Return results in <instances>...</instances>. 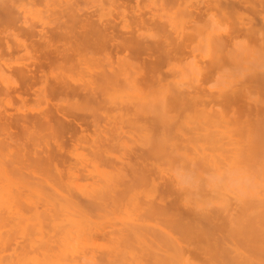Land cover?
Returning a JSON list of instances; mask_svg holds the SVG:
<instances>
[{
  "label": "bare ground",
  "instance_id": "obj_1",
  "mask_svg": "<svg viewBox=\"0 0 264 264\" xmlns=\"http://www.w3.org/2000/svg\"><path fill=\"white\" fill-rule=\"evenodd\" d=\"M81 1L86 5V2L88 0H81ZM81 1H73V4L71 3L70 6L64 8L65 10L64 9H62L61 11L56 10L58 11V13L55 11H53L52 13V9H50L48 11L49 13L48 20H50V22L49 23L47 22L48 24L43 22L41 23V26L37 24L39 26L38 27L37 25H34L36 22L33 24H28L27 23L28 19L27 21H25V18L27 17L25 16L24 10L21 7L22 0H0V24L5 23L6 26L7 25L15 26L16 23H18L19 26V24L21 23L20 24L21 26L26 25L25 27L17 29L18 31L16 32L18 36L20 35V38L23 37L25 38L24 40L26 41L30 40L28 41V43L30 42L29 46L23 43L24 46L22 44V48L24 49L25 54L28 57L30 56V60L31 62H33L32 66L34 67V69H32L33 67L31 65L30 66L32 68L28 67L29 64L25 65L27 67L25 68L23 67L24 69L22 68L19 71H16L15 69L16 73L20 77V79L19 78L18 79L21 82L19 85H16L17 82H15V85L18 86V87L15 86V90L13 91L15 97H17V99H19L22 102H25V98L27 99V97H30V100L32 97H33L32 99L39 98L40 101H42L41 99L43 98H45L46 100H48V98H50L51 100L52 98H54L53 101L57 99L56 101L58 102L57 105L55 103L56 101L54 102L55 104L53 103L54 106L52 107L55 108L53 112L51 111L40 114L38 113L39 115L33 114V116H31L32 114L30 116L25 115L20 117V119L16 118L17 120L15 119L14 121H8L6 119L7 122L2 118L4 122L2 120L1 121L3 122V124L5 123L6 126L5 125H0V126L1 128L3 127V130H5L4 132H6V129L9 131L11 125L14 124V125H20L22 127L21 128L22 130L23 129L31 130L34 128V130H31L33 132V133L31 132V135L34 136H36V133L38 134L39 129L43 128L41 130L43 131L44 128L49 127L50 130H52V127H54V125L56 127L55 130L57 129L59 133L61 132L62 134L66 132H70L71 134L70 130H76L74 131L75 133L79 131L80 133H83L82 135L86 134L85 132L86 130L84 126H87L88 125L87 121H89L91 118H94V116H96V112H93L91 108L95 110L107 106V104L110 105L114 103L113 101L112 103H110L111 98L109 97L107 98L106 96L101 97L99 93L106 88L113 89L114 87H117V85L119 87L120 78L123 76L120 75L121 76L120 77L118 75L120 74L118 73L119 72L118 69L121 66V62H119L120 65L117 64L119 65V67L117 68L118 72L116 69L114 71L113 69L110 68L106 69L104 66H102L99 70L97 68V71L96 72L94 71L95 73L91 75L90 78H88L86 81L84 80V82L82 81L81 83L80 81L75 82L76 79L73 81L71 78L72 76L66 77L65 75L64 78L63 77L55 78L54 76L53 81L48 80L47 75L44 74L45 70L43 69L44 67H46V65H48L49 68L53 66L52 69L54 67L65 68V66H67L68 68L69 65H70L69 67H74V65L76 64L78 66V64L84 61H88V62L96 61L99 57L98 58L96 57L95 60L94 53L98 51L101 54L102 50L104 52H106L107 50L110 51L108 45L110 43L112 44V42L115 40L117 43L113 42L114 44L111 45L112 47L110 46L111 48H114L113 50L115 51V53L111 51L114 53V54L112 53L113 55L115 54L118 55L119 52L122 51L124 52L127 50H129V52L133 51L132 53L134 54L144 53V55H146L148 53L150 54L153 50L157 49L159 53L161 52L162 59H163V55L165 56L168 55V52L170 51V49L167 50V47L177 42L178 38H180L181 42L184 43L181 44V48L186 47L185 45L186 43L189 44L190 42V44L192 45V43L195 42L193 44V47L189 45L192 49H194L195 47L196 49L197 48L203 49L204 47V50L194 49L191 51L192 54L193 51L197 52L200 50L199 52L201 53L200 54L201 57H203L202 55L205 54L204 52L206 53L208 52L211 55L208 57L209 54L208 53L205 54V56L207 55L206 57H208V61H211V63L209 62L210 63L208 65L209 67L207 66L208 69H206V67L204 68V70L206 69L205 73L207 74V76H209L208 78L213 80V82H216L214 83V86L215 85L216 86L215 87L213 86L214 90L210 92V97L213 98L217 96L216 99H218L219 97L223 98V100L227 105H232V103L234 104L236 100L237 102L238 101L240 102V100L238 99H243V100L246 99L250 101L254 100V102L261 104V107H259V105H258L259 108L257 107V110H259L258 112L259 114L258 117L255 119L256 120L255 122L254 119L253 122H250L248 118L243 120L242 118H245L243 117V115H240L242 118H239L236 117L237 115L235 114H232L231 116L223 112L222 110L212 111L208 113L204 109L205 113L203 112L204 114L202 115L205 119L208 117L207 121L211 123L210 124L211 128L219 129L222 127L221 125L223 123H226L227 125L229 124L230 127L229 125L227 126L225 124L226 127L224 132L229 127V132L232 130L235 134H233L232 131L231 133L226 131L227 137H223L228 139L226 143L221 142L222 136L220 137L219 135V132L223 133L221 130L217 131L216 129L218 134L216 133L215 130L214 131L211 130L212 132L210 131V133L208 131L209 135L208 134L207 135L204 134V136L201 135L203 136V139L205 140L207 139L208 141V145L205 142V140L203 142L201 141L203 144H205L204 147L206 146L205 148L206 151L205 149H203V146H202V150L200 149L201 147V144H199L200 139L198 138V136H197L198 139L194 137L193 136L194 133L191 134L192 131L189 135H192L193 138L199 140V143L196 139L191 140L192 137L186 134H185L186 137H184L185 135L183 134L182 135L183 137L181 138L179 136L178 139L174 137H169L168 139L167 137H165L163 139L160 138L161 139V142L159 140L160 143L157 141L159 144V146L157 145L156 147L157 149H155L157 150V153L161 150L160 147L163 148L162 149L163 152L164 149H166V151L167 150L169 151V152L167 151V154L169 153L168 154L169 156L172 155L170 156L169 159V157L164 152V155L168 157V158L164 157L165 159H167V161L170 162L172 157H174L175 159L173 160H179L180 161L179 163H181L179 164L177 163L178 161L177 162L173 161L175 162V167L177 166V164H179L180 168L179 166H177L176 169L179 168L180 172L176 171L177 174H174L173 177L171 176L173 180L172 182L170 181L171 186L168 190L170 194H172L175 191L176 192L178 191L177 192L178 195L181 194L180 197L177 196V198L175 195L177 203H175L173 207L170 206L171 208L168 209V207L165 206L164 204H162L163 207L162 205H159L162 203L161 202L162 199H160L161 200L159 201L160 203L155 202V200L153 202L152 200L145 202L146 200H149L148 198L145 199V201L143 200L144 201V202L142 201L143 203L135 202L134 200L135 198L133 199L134 201L132 200V202H130L129 199L127 200V202L125 201V199L122 200L125 201L122 203L125 204L128 203V205L120 204L121 201L116 200L117 201V202L115 201L116 203L112 202L115 203L114 206L120 209L123 207L122 209H124V211L119 209L120 212L116 210V212L113 211L111 213L110 210L112 209H110L109 210L110 212L108 211V216L106 213L104 214V216L101 215L99 217L91 216V211L93 212L94 210L99 211L102 208L104 209V207H106L104 204L105 202L103 203L104 195L102 196L103 198L99 197L100 200L102 199L101 200L102 202L98 201V198H96L97 201L92 199L93 202L90 203L87 202L86 204L85 203L82 204L79 202V200L74 198H69V199L65 198V200L63 199L64 201L61 200L57 201L58 198H55L56 197L54 195L55 192H52V189L53 191H56V189H54V187L52 188V180L49 177L41 178L40 176H38V174L34 172H29L27 169L25 170V168L18 166L19 164L16 163L14 164L13 163L14 159L13 160L11 159L13 165L10 164L11 162L9 161L7 162V158H4L3 160L1 154L2 151L4 150L5 143H9L11 140H13L12 131L11 132L9 131L10 133H8L7 131L6 133H8V137H9L8 140L10 139V141L8 142L7 139L6 140L0 139V264H202L196 260L195 261L192 260V258H189L187 256L186 247L188 248V252L189 251L191 252L193 248L196 249L197 247L199 252L201 251L202 255L197 251V249L194 251L195 254L199 253V255H201L199 256L200 259L202 256L206 255L205 257H203V258H207L204 261L206 262V264H264V102H261L258 99L257 94H256L257 96L256 98L255 94L253 93L255 91L251 90L253 88L254 89L258 88L259 89L258 91L262 90L264 92V32H262V29L261 28L257 29L255 28V26L253 27L251 25L247 27V23L240 21V24L238 23L239 25L238 24L237 25L233 24V26L230 25V27L227 28L228 31L226 30L227 32V34H225L226 37L223 38L219 32L221 31L223 32V29H225L226 27L225 28L224 26L223 28L221 27L222 25L220 20H225V22L226 20L228 21L230 19L229 17L230 14H232L231 12L237 14L235 12H237V10L239 11V9H235V8L237 7L239 8L240 5L233 8L234 5L233 6L230 4L224 5L223 3L222 6L221 4H219L220 3L219 0V3L217 5L215 1L213 2L211 1L212 5L213 6L215 5L214 9L218 8V13H220V15L219 14L216 15V17L218 15L220 16L217 17V20L214 14L212 15L213 17L211 16L213 12H211L210 15L206 14L207 16H210L208 17V20H206V18L204 19L206 20V23L205 21L204 23L199 21L201 20L199 19L200 17L199 18L197 17L199 19L197 20L196 18L193 17L195 16L193 14H195L198 11L197 8H195L197 9L195 13L194 12L193 14L191 13L193 16L191 14L190 15L187 14L188 15L187 17H190V19L193 18L192 20L189 19V22L192 21L193 23L191 28L190 29L188 28L189 31L185 30L186 27L184 28L182 26L183 24L180 25L181 23L178 24V22L176 23V21L172 22L174 21V19L171 20L172 18L170 19L171 21H167L168 20L167 19L166 20L167 22L164 21L165 23L157 22L155 24L153 23L154 25H152L151 22L156 21V19L153 17L154 14L152 15L153 12L150 13L152 18L150 16V18L148 17V19L147 17L145 19V17L141 15V13H138V15L135 14L132 20L133 22L132 24L134 26L132 27L131 25L128 26L129 23L127 22V20H125L127 22L126 23L124 20L121 19L122 23L124 22L121 28L125 31L123 35H127L125 33H131L132 36L129 34L128 35L132 38L127 36V38L125 39L124 36L123 39H120L119 38L120 36L116 31L117 29L116 27H118L117 25H119L120 23L118 24L116 23V21L113 20L107 23L102 22L103 14H107L108 10L110 11L113 10V8L117 7L118 4L120 3V0H91L92 4L96 3L94 5L96 6V8L99 5V9L96 12L97 14L89 13L88 11L85 12L82 11L83 9L79 7V5L82 3ZM96 1L98 2V4ZM138 1L139 0H137L136 2ZM162 1L166 3H170L167 2L166 0H162ZM76 2H81V3L78 4ZM238 2L239 3L237 4H241L242 0H239ZM245 2H247V0ZM160 4L164 5L163 3ZM204 10L206 11V9ZM199 11H201V9H199ZM182 14L183 13H181V15ZM197 15L199 16V13ZM237 15H239L240 17L239 12ZM261 15L259 14V17H261ZM52 16L55 17L54 20L58 24L56 27L54 26V28H52ZM183 17L185 16L183 15ZM262 19L263 18H261V20ZM262 22L264 24V21ZM44 24L48 26L46 27ZM151 25L152 28L156 27L157 31L162 32L164 35V40H162V42H159L160 44L158 43L155 46H150L148 45L149 43L144 44L143 43L144 41L141 42L140 41L141 39L134 40L135 35L138 36L137 35L138 30L141 29L139 27L141 26L147 27ZM179 25L182 27H180ZM181 28H184V30ZM220 28L222 29L220 30ZM128 29L129 31H127ZM217 31L219 33L218 36H216ZM241 37L242 40H239L240 44L239 43H238L239 45L236 44L237 39H241ZM118 39L119 41H117ZM168 40L170 41V43ZM173 41L175 42L172 43ZM61 42L64 44V49L61 46H60L61 48L59 47V43L61 44ZM69 43L70 45L67 46V44ZM195 44H197V46ZM179 46L180 45L178 44V48ZM12 47L13 46H11V48ZM237 47L239 50L236 49ZM11 48L10 46H8V49ZM13 49L15 50V48ZM108 51H107L108 54L107 56L109 58V56L112 55L111 53L109 54ZM9 54H11V52ZM127 58L129 59V57ZM145 59L146 58H144L143 61H145ZM228 60H230V62H232L233 64L235 63L234 69L237 68L239 72V73L237 72L238 74H236L237 79L242 78L241 80L242 82L244 80L243 82L244 85L242 87L239 86L240 88H238L237 86H236L237 88L235 87L231 88L232 82L236 78L234 77L235 74L233 73L228 74L229 71L225 73V75H223L224 73L219 74L221 71H219L218 68L222 67L221 66L222 64L224 66V61L225 64L227 62L230 64ZM160 62L161 60L159 59L158 61H155V63H144L143 68L148 67L150 69V70L147 69L145 73L147 72L149 73V71H152L153 68L156 69V66L158 67ZM114 63L116 64V62ZM190 63L195 64V66L199 65L194 63V61ZM228 63L226 65H229ZM100 65L101 64H99V66ZM123 65L124 64H122V68ZM188 65H192V64H188ZM226 65L225 67H227ZM48 66L46 68H48ZM108 67H110V65ZM192 67L194 66L192 65ZM188 68H190V66H188ZM199 68H201V66H199ZM190 69L193 71L191 72L194 75V69L196 68L194 67ZM143 70L144 69H142V72ZM197 70L198 72L200 71V73L203 72L201 71L202 68L201 70L196 69L195 71L196 75H197L196 73ZM216 71H218L219 73ZM40 72L43 75H39ZM200 73H198V75ZM150 76L148 77L147 74L145 77L143 76L144 77L143 82L148 81V79H150ZM0 77L3 78L1 75ZM4 79H7V77L3 78V80ZM14 79H17L16 76ZM121 80H123V78H121ZM38 83L39 84L43 83L41 88L40 86H37L41 89V90L39 89L40 91L38 90V88H36V85ZM178 83L180 84V82ZM178 83L172 86L173 89H170L171 86H169L170 90H168L167 88L165 89L164 92H161L162 94L164 93L165 95L164 97L165 102L163 105L161 103L162 108H165L166 106L168 109L169 108L184 109V108H189L190 106H196L198 104V100L202 97L200 95L201 93L199 94V92H201L200 91L201 89L199 91L197 90L194 93L190 91L191 92L190 93L189 89L188 91L184 89L183 90L180 89V86L183 87V85L177 86ZM6 85L4 89H6V87L9 86ZM164 86H166V84ZM233 86L235 85L233 84ZM34 88L37 90H34ZM190 89L192 90V88ZM5 93L6 96L8 94H10L11 96L12 94L10 91L9 93L7 91ZM25 95L27 97L24 98ZM253 95L255 97H253ZM64 98H66L69 101L72 99L70 101L71 103L68 102V104L70 103V105H72L75 103L77 104V105L74 104L76 107L78 105L81 106L83 103H84L83 106L84 105H88L90 107L92 106L91 108H89L92 112V114L91 113L89 114L90 119L88 118L87 113H86L87 115H85V112L83 114L80 113L81 109H79V112L77 110V113H75L76 112L75 109V112L72 111V114L74 113L72 119L68 118L67 116L66 119L64 115L66 113L62 114L61 111L62 110L61 103H63L62 101ZM73 100H75L74 103H72ZM243 100H241V102H243ZM76 101L78 102L76 103ZM79 101L82 102L81 105ZM64 102L66 103L67 101L64 99ZM123 104L120 105H122L123 107L124 106ZM128 104L129 106L131 104L133 105V102H127V105ZM239 108L245 110V108L242 107V105ZM241 111L242 110H240V113ZM206 112L208 115L206 114ZM72 114L70 115L72 116ZM205 114L206 117L204 116ZM1 115L3 117L5 116L4 113L0 112V118L2 117ZM203 117L202 119H204ZM52 119L56 120L54 125L51 124ZM2 122H0V124H2ZM90 122L92 124L93 121ZM209 122L208 123L205 122L206 124H204L203 122V125L205 126L209 124ZM241 124L244 125L242 126L243 128L239 127V125ZM211 125H216L217 127ZM232 125H234L235 127L238 126L237 128L239 129L235 130L234 126ZM249 125L252 128H255L253 127L254 125L263 126L260 127L261 129L260 128L257 129V131H260V136L258 135V138L256 136H253V133L254 135H256L257 131L255 132L250 130L251 127L249 128L245 127ZM207 126L206 128L209 129L210 127ZM35 130L37 131L34 134ZM201 131L197 133H201ZM236 133L238 134L237 136L238 139L232 138L234 137V135H237ZM9 134L11 135V137L9 136ZM201 134H203V132ZM222 135L225 136V133H223ZM243 135L246 138L244 140H242V138H244ZM201 136L199 135V137ZM112 137H110V139L105 138V140L106 139L107 140L102 144V147H98L97 150L98 149L100 150V148L102 150L105 145L107 147L110 146L107 144L112 143L111 142ZM103 141H101V143ZM194 141L198 143L196 144L197 146L195 145V143L193 144ZM101 143L100 144L97 143V144L100 146ZM228 143L231 148H229ZM96 146L97 145H95L94 147ZM154 148L155 147H152L153 150ZM196 149L197 150L200 149V151L196 152ZM207 149L210 150L207 151ZM219 151H221V153L223 154H221ZM95 152L97 151L95 150ZM155 152L156 151H154V155H156ZM100 153L101 152L98 151V155H100ZM18 154H21L20 157L22 160L20 159V157L19 159L23 161V159L25 158L24 157L25 154L22 153L21 151ZM22 155H24L23 158ZM160 156L163 157V155L161 154ZM257 156L259 157V159L261 158V161H259L258 158H256ZM254 158L257 159V163L254 162L256 163V165L253 163V161L255 160ZM251 163H253V165L255 166H251ZM171 164L173 163L171 162ZM203 168L206 169L204 170ZM119 174L117 176L118 178H119ZM107 178H109V175L107 176ZM107 180L108 179H106V181ZM120 184L118 185L122 186ZM119 186H117L116 189L123 191L124 194V190H122V188L120 189ZM81 191H83V189H81ZM204 191H208V193L206 192L203 193ZM85 192H90V191H85ZM102 192H103L102 194L104 193L107 194V192L104 191ZM113 192L112 193L114 194V196L116 197V195L118 194V197L120 199L119 192L117 191V194L115 193V191ZM120 193L122 196V192ZM189 195L190 196L193 195V196L190 197ZM115 197L113 200H115ZM104 200L107 201L105 198ZM112 203L109 202L108 208L113 207L111 206ZM232 204L233 205L235 204L236 206L235 209L239 207L237 211H235V209L234 210L232 209L233 208ZM181 205L190 206V209L188 210L191 212L189 214L191 215V219H188L190 216H188L187 218V216L184 217V215L186 214L183 213L182 215L178 212L180 211L178 207ZM164 206L167 208H165ZM209 207L211 208V210ZM230 208L235 213L231 212ZM184 210L186 211L187 209ZM219 215L221 216L225 215L224 218L222 217L223 219L220 218L222 222L219 220L218 217ZM198 217H200L202 221L200 220L199 222ZM217 220H219L220 223H218ZM201 222L206 223V225H204ZM215 222H217L216 225ZM217 234L219 236H222L223 238L219 237ZM213 237H216V239ZM224 237L225 240L229 239V243L233 245V248H231V250H229L230 248L228 247L230 246L229 243H225V240L224 241L221 240L224 239ZM226 241L228 242V240ZM195 242L197 243L194 246L193 243ZM191 244H193V248ZM224 244L225 245L227 244L228 246L227 245L226 246L229 249L225 247ZM196 256H198V254H196ZM200 262L203 261L201 260Z\"/></svg>",
  "mask_w": 264,
  "mask_h": 264
},
{
  "label": "rangeland",
  "instance_id": "obj_2",
  "mask_svg": "<svg viewBox=\"0 0 264 264\" xmlns=\"http://www.w3.org/2000/svg\"><path fill=\"white\" fill-rule=\"evenodd\" d=\"M73 1H81V0H34V1L22 0L21 7L24 10L25 16L27 17V18H25V21H27V19H28V21H27L28 24H33L36 22L34 25L38 24L41 26V23H43V22L44 23L50 22V20H48V14H49L48 11L50 9H52V13H53V11L58 13V11H61L62 9L70 6L71 3L73 4ZM136 1L137 0H120V3L118 4L117 7L113 8V10H110V11L108 10V13L106 10L107 14H103V16H102V22H104V23L110 22L111 20L116 21V23H118V24L120 23L119 25L116 24L118 26V27H116L117 28L116 31L118 32L120 39H123L124 36H125V39L127 38V36L130 37L129 35L132 36L131 33H125L127 35H123V33L125 31L123 29H121L123 24H124V22L122 23V20H124V21L127 20V22L129 23L128 26L131 25V27H132V26H134L132 24L133 23L132 22L133 17L135 16V14L138 15V13H141V15H143L145 17V19H146V17L148 19V17L150 18V16H151L150 13L153 12L152 15L154 14L153 17L156 19V21L151 22L152 25H154L157 22L158 23H161V22L165 23L167 21H171L174 19V21H172V22L176 21V23L178 22V24L181 23L180 25L183 24L182 26L184 28L186 27L185 30H188V28L190 29L191 26L193 25L192 21L189 22L190 17H187V16L190 15L191 13L193 14V12L195 13L197 11V9H198L197 12L199 13V16L197 15L198 14L197 12L195 14H193L195 16H193L192 14L191 15L194 18H196L197 20L201 19L199 21H201L203 23H204V21L206 23V20H208V17H210V16H207L206 14L210 15L211 12H213L211 14V16L213 14L215 15V17L217 14L220 15V13H218L217 6H216L217 9H214L215 5L213 6L211 3V1L212 2L215 1L216 5H217L219 3V0H218V2H217V0H180V1L179 0H173V1L172 0H166L167 2H170V3H166L162 0H157V1H155V0L154 1L153 0H139L138 2H136ZM159 1H160V3H163L164 5L160 4ZM238 1L239 0H222V1L220 0L219 4H221L222 6H223V3H224V5L225 4H227V5L230 4L232 6L234 5L233 8H235L239 5L241 6V7L239 6V8L238 7L235 8V9H239V11L237 10V12H235V13L238 14V12H239L240 17H239V15L231 12L232 14H230V16H229L230 17V19L228 20L229 22L227 20L225 22V20L219 19L221 21V25H222L221 27L222 28H223V26H224V28L226 27L225 29H223L224 33L222 31L219 32L220 35L223 38H225L226 37L225 34H227V32H226L227 28H229L230 25L233 26V24L234 25H237L238 23L240 24V21L247 23V27L250 25L253 27L255 26V28H257V29L261 28L262 32H264V24L262 22V21H264V15H261V14H264L263 13L264 12V0H249V2L247 0L248 3L245 2L246 0L245 1L242 0L241 4H237V3H239ZM81 2H76V3L79 4ZM91 2H92L91 0H88L86 2V5H85V3L82 2L79 5V7L82 8L83 10L82 9L81 10L84 12L88 11L89 13L97 14L96 12L99 9V5L96 8V6H94L96 3L92 4ZM173 2H175V3H173ZM177 3L179 4V7H178ZM231 3H233V4H231ZM97 4H98V2H97ZM244 5H245V8H244ZM195 8H197V9H195ZM248 8H249V10H248ZM136 9L138 11L139 10L140 11L138 12ZM179 9H181V10H179ZM186 9H187V11H186ZM199 9H201L202 12L199 11ZM204 9H206V11ZM56 10H58V11H56ZM94 10H95V12H94ZM209 10H210V13H209ZM211 10H213V11H211ZM179 11L183 14L181 15V13ZM189 11H191V12H189ZM203 11H204V13H203ZM252 11L254 14L252 13ZM259 14L261 15V17H259ZM131 15H132V17H131ZM155 15H156V17H155ZM183 15L185 17H183ZM53 16H52V28H54V26L56 27L58 25L54 20L55 17H53ZM197 17L198 18L200 17V18L198 19ZM217 17H216V20H217ZM151 18H152V16H151ZM205 18H206V20H204ZM261 18H263V19L261 20ZM192 19H190V20H192ZM20 24H19L20 27L18 26V23H16L15 26H12V25L6 26L5 23L0 24V75L3 78L7 77V79H4L5 82H4L3 78L0 77V112L4 113V115L6 116V118H5V116L3 117L1 115L2 117L0 118V122H2L3 119L4 120L7 119L8 121H14L16 118L20 119V117L25 116V115L30 116L32 114L31 116H33V114L37 115L38 113L40 114V113H46V112H51V111L53 112L55 108L52 106H54L55 103H56V105L58 103L56 101L57 99L53 101L54 98H52V100L50 98H48V100H46L45 98H43V99L40 98L42 100V101H40L39 98L38 99H35V98L32 99L33 98L32 97L30 100V97H27L26 95L24 96V98L27 97L28 100L25 98V102H22L19 99H17V97H15V95H14L13 91L15 90V86L19 85L21 83L19 81L20 77L16 73V71L21 70L23 67L24 68L27 67L25 65H28V64H29L28 67H30V68L33 67L32 66L33 62H31L30 56L28 57L25 54L24 49L22 48L23 43L27 44V46H29L30 42L28 43V41H30V40L26 41V40H24L25 38H23L22 36H21L22 38H20V35L18 36V34L16 32V31H18L17 29L26 26V25L21 26ZM152 25L147 26V27L146 26L139 27L141 29L138 28L139 29L137 32L138 36L135 35L134 40H136V39L140 40L141 39L140 40L141 42L144 41L143 42L144 44L149 43L148 45H150V46H155L159 42H162V40H164L163 33L157 31L156 27H153L154 28L153 29ZM182 26H180V27H182ZM150 27L152 30L150 29ZM147 28H148V30H147ZM184 28H181V29L184 30ZM222 28H220V30ZM127 31H129V29ZM219 33L217 31L216 36H218ZM130 38H132V37H130ZM239 40H242V37H241V39H237L238 42L236 41V44H238V43L240 44ZM117 41H119V39ZM113 42H116V40ZM113 42H112V44L110 43L108 45L110 51H108V50L107 51L109 52V54L111 53V55H112V56H109V58L107 56L108 55L107 51L104 52L102 50L103 53L101 52V54L98 51H96L94 53L95 57L94 56L93 57L95 60H96V57L97 58L99 57L96 61H91V62L84 61V62H81L80 64H78V66H77V64L74 65V67H69L70 66L69 65L68 66L69 70H68L67 66H65V68L64 67H61V68H55L54 67L52 69L53 66L52 67L50 66L51 68H49V66L46 65V67L48 66V68H46V67H44V69L42 68L43 70H45V73L44 72L43 73L47 75L48 80L53 81L54 76H55V78H58V77L64 78V75H65L66 77L72 76L71 78L73 81L76 79L75 82L80 81V83H81L82 81L84 82V80L86 81L88 78H90V76L93 75L97 71V68L99 70L102 66H104L106 69L110 68V69H113L115 71V69L117 70V68L120 65L119 62H121V66L118 69L119 72H118V70H117V72L120 73V74H118L119 76L123 75L122 77L120 76L121 78H123V80H121V78H120L119 87L117 85V87H114L113 89L112 88L111 89L106 88L107 90L103 89L104 91L102 90L99 93L101 97L106 96L107 98L108 97L111 98L110 103H112V101H113L114 102L113 104H110V105L107 104V106L93 110L91 108L92 106L91 107L88 105L83 106L84 103L81 105L82 102H80V101H79V103L81 106L78 105L79 106V107L77 106L78 108L75 106V105H77L74 103L75 100L72 101V103H74L75 105L74 104H72L73 106L70 105V103H71L70 101L72 99L69 101L66 98H64L67 102L65 103L64 99H63V101H62L63 103H61L62 104V110H61L62 114L63 113L67 114V115L64 114L66 119H67V117L72 119L73 114H74V113L72 114V111L75 112V109H76L75 113H77V110L79 112V109H81L80 113L83 114L85 112V115L88 114V118H89V114L90 113L92 114L91 110L93 112H96V116H94V118H91L93 120H91L89 118L90 120L87 121L88 125H89L90 121H93L92 124L90 122L89 126L87 124H86L87 126H84V128L86 130L85 131L86 134H84L85 136L82 135L83 133H80L79 131H77L75 133L74 131H76V130H70L71 134H70V132H66L63 134L61 132L59 133V131L57 129H56L57 130V132H56V130H55L56 127L54 125L56 120L52 119L51 124L54 125V127H52V130H50L49 127L44 128L43 131H41L43 128L39 129L38 134L36 133V136L31 135V132H32L31 130H34V128L31 130L30 129H28V130L23 129L24 130L23 131L21 129L22 127L20 125H14V124L11 125V127L9 128V131L10 132L12 131L13 140L10 141V139L8 140V138H9L8 133H10V132L6 128H5L6 132L8 131V133L4 132L5 130H3V127L1 128V126H0V139H2V140L7 139L8 142L10 141L9 143H5L4 150L2 151V154H1L2 159L4 160V158H7V162L8 161L11 162L10 163L11 165H13L11 159L12 160L14 159L13 163L19 164L18 166L25 168V170L27 169L29 172H34V173L38 174V176H40L41 178L49 177L52 180V188L54 187V189H56V191H53V189H52V192H55L54 195L56 196L55 198H58L57 201H60V200L64 201L65 198L66 199L74 198V199L79 200L80 203L86 204L87 202L88 203L93 202V200L97 201L96 198H98V201H101L102 199L100 200V198H103L102 196L104 195V198L107 201L111 200V198H112V200L109 201L110 203L115 202L116 200L117 201L120 200L121 201L120 204H125L122 202H125V201L127 202L128 199L130 202H132V200L135 198L134 199L135 202L143 203L145 201V199L148 198L149 200H146L145 202L151 201V200H152V202L154 200H155V202H159V201H161L160 199H162V201H161L162 203L159 204L160 203L159 202L158 204L159 205L164 204L169 209V208L173 207V205L175 203H177V200H176L177 196L180 197V195H181V194L178 195V193H177L178 191L177 192L175 191L177 194L175 192H173L172 194H170L168 192V190L171 186L170 184L173 180L172 177L174 176V174H177L176 171L180 172L179 164H181V163H179L180 162L179 160H173V159H175L174 157H172L170 162L167 161V159H165V158L168 156L170 159V156H172V155L169 156L168 155L169 153L167 154L168 150L166 151V149H164V152L167 156L164 155V152L162 151L163 148H161V147H160L161 150L158 148L160 150L159 151L160 153L159 152H158L159 154L157 153V150H155V149H157L156 148L157 145L159 146V144H158L159 140L161 142V139H163L165 137H167L168 139H169V137H174V138L178 139L179 136L182 138L183 134L184 135L186 134V135L192 137V135H189L192 131L191 134H193V133L195 135L197 134L196 136L193 134V136L196 138L198 136V138L200 139V143H199V140H197L198 138L196 139V138L190 137L191 140L196 139L198 141V143L201 144V147L199 145L200 149L202 150V146H203V149H205L206 146L204 147L205 144L202 143L205 140V139H203L204 134L209 135L211 130L216 131V129H217V128H211L210 127L211 123L209 121H207L208 117L206 119L203 117L202 114H204L205 111H207L209 113L212 111L222 110L223 112H225L231 116H232V114H235V115H237L236 117L242 118L240 115H243V117H245V118H242L243 120L248 118V120L250 122H253V119L255 122L256 121L255 119L258 117V114H259L258 113L259 110H257V107H258V105H259V107H261V104L254 102V100L250 101V100H246V99L245 100L238 99V100H240V102L239 101L237 102V100H236L234 102V104L237 102L235 105L233 103H232V105H227L225 103V101L223 100V98L219 97L220 99L219 98L216 99L217 96L213 97V98L210 97V92L213 91L214 90L213 88L216 86V85L214 86V83H216V82H213V80L209 79L208 78L209 76H207V74L205 73L206 72L205 70L208 69V67H209L208 65L211 63V61H208V57L211 55L207 52L209 55H208V57H206L207 55L205 56V54H207V53L204 52L205 54H203L202 55L203 57H201V55H200L201 53L199 52L200 50L197 52L193 51V54H192L191 51L196 49L195 46H194L195 47L194 49L191 48V47H193V44L195 42L192 43V45L190 44V42H189V44L186 43L185 44L186 47L181 48V44L183 42H181V39L178 38L177 42H175V41L172 42V43L175 42L174 44H172L173 46L168 45L169 47H167V50L170 49L171 53L169 51L168 55H166V56L163 55V59L161 58L162 57L161 52L159 53V51L156 48L155 49L157 51L153 50L150 54L148 53L146 55H144V53L134 54V53H132L133 51L129 52V50L124 51V52L121 50L122 52H119L118 55H116V54L113 55L115 53V51L113 50L114 48H111L112 47L111 45L114 44ZM169 43H170V41H169ZM24 44H23V46H24ZM178 44L180 45L179 48H178ZM187 44H188V46H187ZM7 45L10 46V48H11V46H13V47L11 49H8ZM15 45H17V46H15ZM69 45H70V43L67 44V46H69ZM189 45H191V47ZM195 45L197 46V44H195ZM60 46L64 49V44L62 42H61V44L59 43V47ZM201 46H203V45H201ZM16 47H17V50H16ZM108 47H107V49H108ZM13 48H15V50ZM197 49H202V48H197ZM236 49H238V47ZM202 50H204V47ZM12 51H14V52H12ZM111 51H113L114 53ZM10 52H11V54H9ZM149 55H150V58H149ZM37 56H39V55H37ZM105 56H107V57H105ZM164 56L167 58H165ZM127 57H129V59ZM107 58H108V60H107ZM116 58H118L120 60H118ZM144 58H146L145 61H143ZM164 58L167 60H165ZM156 59L161 60L158 67L156 66V69L153 68L152 71H149L150 69L148 67L143 68L144 63H155V61H158ZM210 60H212V59H210ZM32 61H33V59H32ZM127 61H129L131 63H129ZM192 61H194V63L199 64V65H196L197 66L196 67L195 64L190 63ZM228 61L230 62V60H228ZM114 62H116V64ZM231 63L232 62H230V64ZM99 64H101V65L99 66ZM103 64H105L107 67ZM117 64H119V65H117ZM122 64H124L123 68H122ZM128 64H129V67H128ZM188 64H192L196 69H199V70H201V68H202L201 71H203V72L200 73V71L198 72V70H197V72H196L197 75H196L195 74L196 69H194V75H193V73H192L193 71L190 68H194V67H192V65H188ZM226 64L224 61V66H223V64L221 66L225 67ZM230 64L226 65L227 67H225V68L219 67L218 69L221 72L220 73L218 71H216V72H218L219 74L224 73L223 75H225V73H227L229 71L228 74H232V73L235 74L234 77H236V78L234 80H236V81L233 80L234 83L232 82V86L231 85L230 86H231V88L232 87L233 88L234 87L240 88L244 85V83H243L244 80L242 82L241 81L242 78L238 77L239 79H237L236 74H238L239 72H238L237 68L234 69L235 63L234 64L232 63L233 65L232 64L230 65ZM109 65H110V67H108ZM116 65H117V67H116ZM188 66H190V68H188ZM199 66H201V68H199ZM205 67H206V69L204 70ZM15 69H16V71H15ZM32 69H34V67ZM142 69H144L143 72H142ZM147 69H149L148 70L149 73L148 72L145 73L147 71ZM72 70H74V71H72ZM223 70L224 71L226 70V71L224 72ZM38 72H39V69H38ZM139 72H141V73H139ZM198 73H200L201 75L200 74L198 75ZM15 74H17V75H15ZM129 74H130V76H129ZM146 74L148 75V77L151 75L150 76L151 80L148 79V81L143 82ZM39 75H43V74H41V72H40ZM15 76L17 79H14ZM8 77H11V78H8ZM51 78H53V79H51ZM136 78H137V80H136ZM9 79L11 82L9 81ZM131 79H132V82H131ZM13 80H14V82H13ZM134 80H136V81H134ZM15 82H17V83L19 82V83L18 84L16 83V85H15ZM174 82H176V83H174ZM178 82H180V84ZM177 83H178L177 86L183 85V87L180 86V89H182V90L184 89L187 91L189 89V92L192 91V93L196 92L197 90L199 91L201 89L200 90L201 92H199V94L201 93L200 95L202 97L198 100V104L196 106H190L189 108H184V109H182V108H179V109H176V108L170 109L169 108L168 109L166 106H165V108L161 107L165 102V98H164L165 95H164V93L162 94L161 92H164L165 89H167V88H168V90L173 89L172 86L176 85ZM6 84L9 86L6 87V89H4ZM165 84H166V86H164ZM233 84L235 86H233ZM42 85H43V83H40V84L38 83L36 85V88H38V90H39L42 87ZM184 85H185V87H184ZM37 86H40V88ZM169 86H171L172 88L170 87V89H169ZM16 87H18V86H16ZM160 87H162V88H160ZM189 87L192 88V90ZM255 89H257V90H255ZM255 89L253 88L251 90L255 91L253 93L255 94V96L257 94L258 99L261 102H264V100H263L264 99V92L262 90L258 91L259 90L258 88H255ZM34 90H37V89L34 88ZM6 91L8 93L10 91L12 93L11 96H10V94H8L6 96V93H5ZM161 94L164 96H162ZM255 96L253 95V97H255ZM257 96H256V98H257ZM68 99H70V98H68ZM147 99H149V100H147ZM146 100H147L148 104H147ZM162 100H163V102H162ZM241 100H243V102H241ZM120 101L123 102L124 104L121 103ZM68 102H70V103L68 104ZM77 102L78 101H76V103ZM127 102H133V105L132 104L130 105L131 108L129 106L130 103L127 105ZM149 102H150V104H149ZM161 103H162V105H161ZM120 104H123L124 106L122 107V105H120ZM241 105H242V107L245 108V110L242 108L241 109L239 108ZM85 106L87 107V109ZM89 108H91V110ZM204 109H205V111H204ZM239 109L242 111L244 110V111L243 112L241 111V113H240ZM207 112H206V114H207ZM70 114H72V116ZM206 114L204 115L205 117H206ZM69 115H70V117H69ZM201 116L204 119H202ZM90 117H91V115H90ZM54 119H55V117H54ZM7 120H6V122H7ZM201 121H203L204 124H206L205 122H207V123L209 122V124H207L209 126H207V125L204 126L203 122H201ZM3 122L0 125H5V123L3 124ZM59 122H60V120H59ZM225 124L226 123H223L221 125L222 127L217 129V131L221 130L223 133H225V136H223L222 135L223 133L219 132L220 137L222 136V141H221L222 143H226L228 141V139L223 138V137H227L226 134H227V132H229L230 125L228 124L229 127H228V129H226L227 132L226 131L224 132L225 127H226ZM256 125L253 126L256 128V130H255V128H252L250 125L245 126V127H247V128L251 127L250 130L255 131V132L260 127H263L262 125L261 126L260 125L256 126ZM206 126L210 127V128L208 129V128H206ZM211 126L217 127L216 125H211ZM232 126H234V125H232ZM242 126H244V125H242V124L239 125V127L243 128ZM44 127H47V126H44ZM237 127L234 126L235 130L239 129ZM38 128H40V127H38ZM231 129H232V127H231ZM201 130H203V131H201ZM36 131L37 130L34 131V134ZM200 131H201V133L203 132V134L197 133ZM208 131H209V133H208ZM217 131H216V133H217ZM231 131L229 133H231ZM55 132H56V135H55ZM229 133H228V135H229ZM232 133L235 134L233 131H232ZM186 135L184 137H186ZM199 135L200 136L203 135V136H201L202 138L199 137ZM258 135L260 136V131H257L256 135H254V133H253V136H256L257 138H258ZM9 136L11 137L10 134H9ZM237 136H238V134L234 135V137H232V136L231 137L238 139ZM239 136H241V135H239ZM110 137H112V141H111L112 143L107 144L110 146L107 147L105 145L106 147L104 146V148L102 150H101V148H100V150L99 149L97 150V148L102 147V144L107 140V139L105 140V138L110 139ZM243 137L244 138H242V137H240V138H242V140L246 139L244 135H243ZM101 141H103V142L101 143ZM151 142H152V144H151ZM156 142H157V144H156ZM205 142L208 145L207 139L205 140ZM93 143H96V144H93ZM97 143L98 144L101 143V145L99 146ZM194 143H195V145L198 144L196 141H194L193 144ZM92 145H94V146L97 145V146L94 147ZM228 146H229V143H228ZM61 147H62V149H61ZM152 147H155L154 150L152 149ZM229 148H231V147L229 146ZM200 149L199 150L196 149V152L200 151ZM95 150L97 152H95ZM208 150H210V149H207V151ZM20 151L25 154V156L22 155V158H23V156L25 157L23 159V161H21L22 160L20 157L21 154H18ZM98 151L101 152L100 155H98ZM154 151H156L155 152L156 155H154ZM205 151H206V149H205ZM94 152H95V154H94ZM219 152L221 153V151H219ZM210 153H211V151H210ZM160 154L163 155V157L160 156ZM206 154H207V152H206ZM214 154H217V153H214ZM221 154H223V153H221ZM258 156L256 158H258V160L261 161V158L259 159ZM19 157L21 160L19 159ZM255 160L253 161V163L254 162L257 163V159H255ZM173 161H175V162L178 161L177 163H179V164L176 163L177 166H179L178 169H176L177 166L175 167V162H173ZM5 162H6V159H5ZM171 162L173 164H171ZM253 163H251V166L256 165V163H254L255 165H253ZM118 174H119V178L117 177ZM106 175L107 176L109 175V178H107ZM106 179H108V180L106 181ZM113 179H114V181H113ZM114 182H116V183H114ZM120 183H122V184H120ZM118 184H120L122 186H119ZM117 186H119L120 189L122 188V190H124V194H123V191L116 189ZM105 188L108 190H106ZM125 188H126V190H125ZM81 189H83V191H81ZM84 189H85V191H90V192H85ZM115 189L119 192L120 199H119L117 191ZM100 190H101V192H100ZM102 191L107 192V194L106 193L102 194L103 193ZM113 191H115V193L117 194V195L115 194L116 197L114 196ZM120 192H122V196H121ZM205 192L208 193V191H204L203 193H205ZM57 193H58V195H57ZM87 193H89V194H87ZM98 194H99V196H98ZM105 195H106V197H105ZM175 195H176V198H175ZM192 196L193 195H191L190 197H192ZM109 197H110V199H109ZM114 197H115V200H113ZM104 198H103V203L105 202L104 204L106 207L103 206L104 209L101 207L102 209L99 211H95V210H94V212L91 211V216L99 217L101 215L104 216V214H106V213L108 216V211L110 209H112V210H110L111 213L113 211L116 212V210L119 211L120 208H116L114 206V204L117 201L115 203H112L113 205L111 204V206H113L115 209L113 207L111 208L110 206H109L110 208H108L109 202L105 201ZM124 199H125V201H122ZM173 200H174V203H173ZM171 202H172V204H171ZM166 204H168V205H166ZM235 204L234 205L232 204L233 208L231 205V208L233 210L236 207ZM125 205H128V203ZM162 207H163V205H162ZM167 207H165V208H167ZM122 208L120 210L124 211V209H122ZM238 208L239 207H237V209H235V211H237ZM178 209H180V211L182 209L183 210L187 209L186 210L187 212L185 210L184 211L182 210L183 212L182 211L181 212L178 211V212L182 215H183V213L186 214V215H184V217L187 216V218H188V216H190L188 219H191V215H189L191 212L188 210V209H190V206L181 205L178 207ZM232 209H231V212L235 213L234 211H232ZM210 210H211V208H210ZM236 215H238V214H236ZM220 216L221 215H219L218 217H219V220L222 222V220L220 218H222V217L224 218L225 215H222L221 217ZM198 220H199V222H200V220L202 221V219L200 217H198ZM219 220H217L218 223H220ZM201 223H203V222H201ZM203 224L206 225V223H203ZM203 224H201V225H203ZM216 224H217V222H215V225ZM218 236H216V237H218ZM216 237H213V238L216 239ZM219 237H222V236H219ZM219 239H217V240H219ZM221 240L224 241L225 237H224V239H221ZM226 240H228V242ZM226 240H225V243H229V239H226ZM196 243L197 242L193 243L194 246L196 245ZM193 244H191L192 248H193ZM226 245H225V247L228 246V245L227 246ZM229 245L231 246V247L228 246L230 249L228 247L227 248L229 250H231V248H233V245L230 243H229ZM186 249H187L186 254L189 258H192V260H194V261L196 260L199 263L206 264V262H204V261L207 258H203L206 255L204 254L205 256H202L200 259L199 256H201L202 254H201V251L199 252L197 247H196L197 251L201 254V255H199V253H196V254H198V256H196V254L194 252L196 249L193 248L191 250V247H190V250H191V252L189 251L190 253L188 252L187 247H186ZM191 253H192V255H191ZM201 260L204 263L200 262Z\"/></svg>",
  "mask_w": 264,
  "mask_h": 264
}]
</instances>
